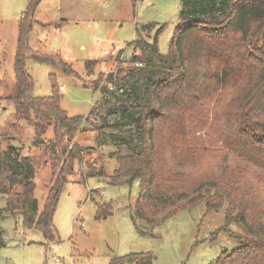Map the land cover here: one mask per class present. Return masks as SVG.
I'll use <instances>...</instances> for the list:
<instances>
[{"label": "trees", "instance_id": "16d2710c", "mask_svg": "<svg viewBox=\"0 0 264 264\" xmlns=\"http://www.w3.org/2000/svg\"><path fill=\"white\" fill-rule=\"evenodd\" d=\"M39 1L29 0L20 20L11 95L15 119L34 126L30 148L36 150L26 154L11 141L14 136L0 132V197L6 200L0 218L19 214L23 226L40 229L51 241L61 190L75 174L76 161L93 146L75 139L84 116L60 106L55 82L52 95H31L28 34ZM130 47L126 66L94 81L102 98L87 119L100 132L99 145L108 139L114 146L117 164L110 181H140L131 209L137 229L152 234L169 216L201 202L209 208L225 205L224 227L239 245L210 264H264V0H180L165 52L157 35L148 40L138 33ZM32 54L73 73L59 54ZM97 63L87 60L88 71ZM49 126L54 135L46 139ZM105 126L114 130L106 132ZM40 156L51 168L41 209L34 195ZM83 174L107 175L104 165H90ZM109 206L100 205L97 217L109 215ZM142 222L150 229L140 227ZM152 261L151 252H134L110 264Z\"/></svg>", "mask_w": 264, "mask_h": 264}, {"label": "rangeland", "instance_id": "374dc122", "mask_svg": "<svg viewBox=\"0 0 264 264\" xmlns=\"http://www.w3.org/2000/svg\"><path fill=\"white\" fill-rule=\"evenodd\" d=\"M28 3L29 0H0V132H6L5 137L14 136L11 141L21 144L26 154L36 150L30 148L35 129L15 119L11 95L15 91L19 25ZM179 12L180 0L39 1L28 34L26 65L33 79L31 95H52L55 82L60 106L69 115L84 116L75 139L93 147L76 161L75 174L61 190L53 217L55 239L49 241L40 229L23 226L19 214L0 218V264H110L113 258L134 252H151L152 264H210L223 250L239 245L224 227L225 205L209 208L204 202L169 216L153 228L152 234L140 232L131 217L140 181H110L109 175L117 164L114 146L108 139L99 145L100 132L87 119L102 98L100 88L94 86L99 74L127 65L133 51L130 43L138 33L148 40L157 35L159 49L165 52ZM32 50L59 54L71 64L73 73L56 63L34 58ZM93 59L98 63L89 72L86 62ZM14 120L17 124L11 126ZM104 130L114 128L105 126ZM53 135L54 128L49 126L43 136L49 139ZM2 142L4 146L6 141ZM35 153L37 156L40 151ZM43 158L39 157L41 163L34 178V195L40 209L51 170ZM90 165H104L107 175L83 174ZM5 204V197H0V207ZM107 204L111 213L97 217L99 206ZM140 227L150 229L146 222Z\"/></svg>", "mask_w": 264, "mask_h": 264}, {"label": "built area", "instance_id": "2783aa9c", "mask_svg": "<svg viewBox=\"0 0 264 264\" xmlns=\"http://www.w3.org/2000/svg\"><path fill=\"white\" fill-rule=\"evenodd\" d=\"M112 53H114V50H112ZM135 64H136V65H142V62H141V61H137ZM0 108H1V107H0Z\"/></svg>", "mask_w": 264, "mask_h": 264}, {"label": "water", "instance_id": "95a60500", "mask_svg": "<svg viewBox=\"0 0 264 264\" xmlns=\"http://www.w3.org/2000/svg\"><path fill=\"white\" fill-rule=\"evenodd\" d=\"M110 154H112V152H110Z\"/></svg>", "mask_w": 264, "mask_h": 264}]
</instances>
